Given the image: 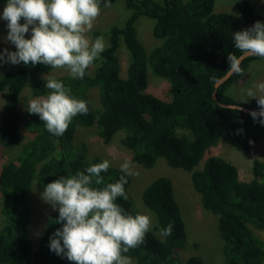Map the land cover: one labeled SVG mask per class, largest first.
Returning a JSON list of instances; mask_svg holds the SVG:
<instances>
[{
    "label": "trees",
    "instance_id": "16d2710c",
    "mask_svg": "<svg viewBox=\"0 0 264 264\" xmlns=\"http://www.w3.org/2000/svg\"><path fill=\"white\" fill-rule=\"evenodd\" d=\"M116 1L101 0L100 6ZM125 3L131 14L104 32L109 42L100 59L93 62V71L90 65L83 79H73L69 74L53 77L70 87L73 96L88 102V114L74 117L63 136L50 134L38 114L22 112L19 107L23 89L30 83L37 92L45 81L43 73L53 69L23 63L4 71L0 67V151L18 146L22 124L34 133L17 150L15 158L0 168L4 218L0 227V263L75 264L50 250L51 236L62 227V223L55 222L58 211L46 216L39 241L34 244L31 240L32 188L44 189L49 182L104 161L99 156L86 160L83 150H76L72 144L78 126H94L105 143L123 130L122 144L132 150L133 160L146 168L163 157L169 166L191 173L192 187L202 208L217 216L223 264H264V239L255 231L264 230V160L255 158L251 178L243 180L238 167L225 157L204 158L223 136L238 150H251L260 139L257 130L261 123L254 121L250 112L221 104H239L227 89L242 78L257 57L244 58L240 63L243 73L234 71L217 88L218 99L213 98L215 83L230 70L228 55L241 56L233 46V33L244 28L232 14L215 12V0ZM235 4L246 28L257 20L264 22V16L248 0H237ZM140 16L154 20L153 35L161 40L149 51L138 35L136 23ZM102 33L96 34L104 38ZM122 45L128 53L126 76L120 74ZM148 69L169 82V98L147 91ZM91 88L98 90L99 106L88 95ZM240 105L259 109L257 102ZM102 175L106 184L114 183L123 173L111 165ZM127 180L124 187L128 199L118 198L116 202L134 216L140 211L130 193L131 176ZM142 202L156 222L144 243L123 255L129 256L133 264H205L200 254L180 256L188 231L169 177L150 182L143 191ZM169 223L173 225L172 234L164 236L161 230Z\"/></svg>",
    "mask_w": 264,
    "mask_h": 264
},
{
    "label": "clouds",
    "instance_id": "9594fccd",
    "mask_svg": "<svg viewBox=\"0 0 264 264\" xmlns=\"http://www.w3.org/2000/svg\"><path fill=\"white\" fill-rule=\"evenodd\" d=\"M100 3L101 0H7L0 18L7 21L5 40L16 50L0 51V62L43 64L65 69L73 79H83L106 48L102 36L94 41L87 36L100 15ZM29 31L31 37L26 38ZM233 46L241 56L228 55L230 69L242 74V57L264 58V22L257 20L234 32ZM45 87L51 90L49 94L29 100L26 110L38 114L50 134L63 136L74 117L88 114V102L73 96L70 87L50 76ZM254 87L255 91L249 88L245 94L258 98L259 110L249 114L264 124V82ZM230 108L243 111L240 103ZM110 166L109 160L91 164L84 171L49 182L41 193L46 203L58 209L55 222L62 223L50 238V250L75 264H131V258L122 253L139 247L151 230L149 215L133 216L116 202L118 198L128 199L124 187L127 177L138 175L131 161L126 159L120 165L123 175L118 180L105 184L102 173ZM172 231L171 223L161 230L164 236H170Z\"/></svg>",
    "mask_w": 264,
    "mask_h": 264
},
{
    "label": "rangeland",
    "instance_id": "374dc122",
    "mask_svg": "<svg viewBox=\"0 0 264 264\" xmlns=\"http://www.w3.org/2000/svg\"><path fill=\"white\" fill-rule=\"evenodd\" d=\"M236 1L237 0H215L214 11L228 12L232 14L237 19L239 24L246 29L245 21L235 4ZM248 1L264 16V0ZM6 3L7 1L5 0L0 1V14H2ZM110 5V7H105V5L100 6L101 12L94 22V28L91 32L87 33V36L94 41L97 37H100L96 34L97 31H102V35L105 38V45L109 42V36L105 35L104 32L113 25L122 23V21L131 14V9L127 7L125 0H117ZM20 22L23 23L24 21L21 20ZM136 24L139 38L141 39L146 51H149L161 42L160 39L154 37L153 35L154 20L146 16H140L137 19ZM7 32V21L0 18V51H3L5 48L9 51H15V45L5 40ZM25 36L26 38H30L31 31L26 33ZM119 58L120 74L122 76H126L128 53L123 45L119 50ZM18 65L19 64L13 65L10 62H0L2 71ZM91 68L92 72L94 66L91 65ZM66 74H68V72L65 69H53L50 72L43 73L45 81L39 88H37V92L34 91L32 85L29 83L23 89L20 96L19 107L21 111L25 112L29 100L38 97H45L49 94L48 89L45 87L46 79L49 76L53 78L58 75ZM261 82H264V58L257 57L249 63V66L243 73L242 78L229 86L227 92L239 103L254 104L257 102L258 98H248L245 92L249 88L255 91L254 86ZM147 91L160 98L167 99L170 96L169 82L166 79L155 75L152 70L148 69ZM88 95L92 103L96 106L100 105L98 90L96 88H91L88 91ZM246 99V102L242 101ZM2 106L3 94L0 93V119ZM20 132L21 139L16 148L12 150H4L2 152L0 151V168L3 163L14 159L17 150L20 147H23V145L34 136V133L26 128L24 124L21 125ZM257 133L260 135V139L251 150H238L231 146L226 136H223L217 145H214L207 150L204 158L209 155H221L238 167L241 179H250L252 176V161L255 158L264 160V124H260ZM123 135V130L118 131L112 137L110 142L105 143L95 133L94 126H78L72 144L76 146V150H83L86 160H91L93 157L99 156L103 160H109L110 165L117 168H120V165L126 159L131 161L133 169L138 172V175L131 176L130 193L132 195V200L135 207L141 214H147L151 217L152 226L156 222V219L152 212L145 207L142 202L143 191L154 179L161 176L169 177L172 180L174 195L182 209V214L184 215L188 231V241L186 242L185 247L180 250V256L182 258H187L191 254H200L204 258L205 264H223L221 257L222 240L219 237L217 216L202 208L199 197L192 187L191 173L181 168H173L169 166L163 157H158L154 166L151 168H146L136 163L133 160L132 150L123 145L121 142ZM43 190L44 189H40L38 186H34L32 188L29 232L31 240L34 244L39 241V238L44 230L46 216L52 212L58 211V209L54 210L51 204L46 203L41 198ZM3 223L4 218L1 214L0 193V227ZM255 231L261 238L264 239V230L255 229ZM131 264H133L132 261Z\"/></svg>",
    "mask_w": 264,
    "mask_h": 264
},
{
    "label": "water",
    "instance_id": "95a60500",
    "mask_svg": "<svg viewBox=\"0 0 264 264\" xmlns=\"http://www.w3.org/2000/svg\"><path fill=\"white\" fill-rule=\"evenodd\" d=\"M244 58H246V57H242V58H241L240 63L242 62V60H243ZM233 72H234V71L230 69V70H229V71H228L223 77H221V78L215 83V91H214V93H213V98H214L215 100L218 99V97H217V88H218L222 83H224L228 78H230ZM221 104H222V106H225V107H230V106L237 105V104H224V103H221ZM240 107H241L244 111H246V112H250L251 110H256V111L259 110V109H256V108H251V107H249V106H243V105H240Z\"/></svg>",
    "mask_w": 264,
    "mask_h": 264
}]
</instances>
